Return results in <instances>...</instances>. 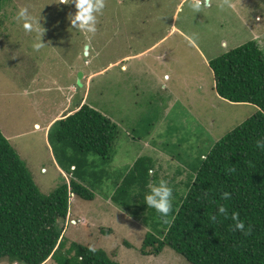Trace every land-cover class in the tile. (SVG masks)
<instances>
[{"label": "rangeland", "instance_id": "1", "mask_svg": "<svg viewBox=\"0 0 264 264\" xmlns=\"http://www.w3.org/2000/svg\"><path fill=\"white\" fill-rule=\"evenodd\" d=\"M189 3L105 0L91 34L72 28L67 17L76 11L73 4L5 0L0 10V131L40 191L47 194L70 176L58 166L47 137L45 126L52 117L86 103L118 126L111 161L86 155L95 162L86 171L97 174L89 179L99 186L92 187L93 200L71 196L69 213L60 222L66 246L76 241L101 247L122 264H189L168 246L158 255H141L148 228L110 199L118 176L145 156L158 182L166 180L183 192L200 154L257 110L215 92L209 61L248 40L264 52V0H208L199 13ZM22 7L44 28V47L38 51L32 47L36 33L26 32L15 19ZM89 40L91 48H86ZM101 170L104 176L96 178ZM101 227L112 232L101 233Z\"/></svg>", "mask_w": 264, "mask_h": 264}, {"label": "trees", "instance_id": "2", "mask_svg": "<svg viewBox=\"0 0 264 264\" xmlns=\"http://www.w3.org/2000/svg\"><path fill=\"white\" fill-rule=\"evenodd\" d=\"M4 2L0 0V10ZM209 66L213 88L221 98L251 103L257 110L200 154L183 192L170 186V224L144 203L151 179L158 183L156 174L149 175L151 158H137L118 176L110 199L148 228L139 248L141 255H158L168 246L189 264H264V150L256 147L257 140H264V52L254 40H248L211 59ZM117 136L118 126L86 103L55 120L47 137L54 143L58 166L70 176L45 194L0 131V261L122 264L101 247L91 252V244L71 241L66 246L60 225L69 213L71 196L93 200L92 187L99 186V181L89 179L97 174L86 171L95 165L86 155L111 161ZM98 175L100 179L104 172ZM223 192H229L231 198L221 199ZM220 205L227 208V218L218 214ZM232 212L239 214L247 234L233 230ZM213 215L217 216L215 222ZM100 232L109 234L112 229L101 227Z\"/></svg>", "mask_w": 264, "mask_h": 264}, {"label": "clouds", "instance_id": "3", "mask_svg": "<svg viewBox=\"0 0 264 264\" xmlns=\"http://www.w3.org/2000/svg\"><path fill=\"white\" fill-rule=\"evenodd\" d=\"M61 3L73 4L76 9L74 13H70L67 17L72 28L91 34L96 32L97 17L103 12L105 0H61ZM207 4L208 0H190L189 7L194 12L199 13L203 7L207 6ZM15 19L22 23V27L26 32L36 33V37L32 44L34 50L38 51L44 47V43L41 42L44 28L39 23L40 20L33 16L29 12L28 8H20L16 13ZM85 47L91 48L90 40L85 44ZM81 105V103L77 104L75 108L69 111L67 114L76 111ZM67 114H63L62 117ZM256 147L264 150V140H257ZM149 175H152V170H149ZM147 187L148 191L143 197L144 203L147 205V207L155 209V211L163 218L165 224H170L171 221L168 219V217L172 211V188L168 185V182L163 179L159 180L158 183H150ZM230 198L231 194L229 192L221 193V199L227 200ZM217 211L219 215H223L225 218H227L229 215L227 208L223 205H220ZM211 219L215 222L217 216L213 215ZM231 219L234 222L233 230H239L247 234V231L245 230V224L239 219V214L237 212L231 213ZM71 223L75 224V220L71 219ZM89 251L95 252L96 249L90 245Z\"/></svg>", "mask_w": 264, "mask_h": 264}, {"label": "crops", "instance_id": "4", "mask_svg": "<svg viewBox=\"0 0 264 264\" xmlns=\"http://www.w3.org/2000/svg\"><path fill=\"white\" fill-rule=\"evenodd\" d=\"M62 117V116H61ZM58 118H60V117H57V116H54V117H52L51 118V120H49V122L47 123V126H45L47 129H46V131L48 130V128H49V126L51 125V123L55 120V119H58ZM34 125H35V127L38 125L36 122L34 123ZM37 128V127H36ZM7 138H8V136H7ZM59 168V167H58ZM60 170V169H59ZM73 199V198H72ZM71 199V200H72ZM71 202V201H70ZM83 217V216H82ZM71 219H73V220H77L76 218H74V217H71ZM82 219H84V221L86 220V218L85 217H83ZM78 221V220H77ZM75 224H77V223H75ZM49 259H47L46 261H48ZM45 261V262H46Z\"/></svg>", "mask_w": 264, "mask_h": 264}, {"label": "water", "instance_id": "5", "mask_svg": "<svg viewBox=\"0 0 264 264\" xmlns=\"http://www.w3.org/2000/svg\"><path fill=\"white\" fill-rule=\"evenodd\" d=\"M81 72H79V76H78V79L81 77ZM78 84L80 85V82L77 80Z\"/></svg>", "mask_w": 264, "mask_h": 264}]
</instances>
